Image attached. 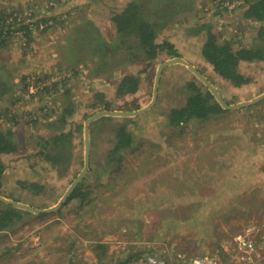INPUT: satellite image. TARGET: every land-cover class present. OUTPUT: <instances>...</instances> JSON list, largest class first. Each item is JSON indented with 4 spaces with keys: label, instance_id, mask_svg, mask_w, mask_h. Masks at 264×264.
Segmentation results:
<instances>
[{
    "label": "rangeland",
    "instance_id": "obj_1",
    "mask_svg": "<svg viewBox=\"0 0 264 264\" xmlns=\"http://www.w3.org/2000/svg\"><path fill=\"white\" fill-rule=\"evenodd\" d=\"M128 1L0 0V9L8 13L16 9L31 31L26 36L17 30L23 22L11 23L9 18L11 35L0 44V77L12 87L0 97V128L10 129L19 143L15 153L2 156L1 197L37 209L53 207L83 169L86 119L99 111L145 108L152 101L157 67L164 61L188 62L228 104L264 93L263 62H241L239 70L250 82L234 87L201 56L206 40L201 27L234 49L256 45L264 20L248 19L244 12L257 0H179L176 13L156 37V43L170 42L176 57L161 53L151 62L130 65L115 60L104 71H96L101 60L91 49L79 44L81 54H71L72 34L85 24L92 39H114L111 16ZM40 19L46 24L36 30L34 23ZM45 74L52 81L68 80L55 93L32 97L36 78ZM125 76L139 78L137 91L119 96L118 85ZM190 82L203 85L185 66H168L162 71L151 109L136 117H101L92 122L89 167L79 182L89 196L65 203L46 216L27 212L0 230V264L74 263L75 245L83 243L81 239L83 256L74 264H88L96 261L90 259L98 255L92 244L102 236L115 244V259L122 258L124 246L134 256L131 259L144 253L166 260L177 253L208 254L220 264H244L236 252V239L244 236L255 242L257 235L263 240L256 264H264V100L206 120L193 119L183 127L172 126L168 115L184 106L191 94ZM69 104L72 114L65 126L49 129L48 122ZM47 105L50 120L41 111ZM35 117L37 122L31 123ZM121 126L133 140L119 166L110 164L108 154L112 129ZM59 132L71 133L70 156L68 162L54 166L39 154L33 139ZM1 205L5 204L0 209Z\"/></svg>",
    "mask_w": 264,
    "mask_h": 264
},
{
    "label": "trees",
    "instance_id": "obj_2",
    "mask_svg": "<svg viewBox=\"0 0 264 264\" xmlns=\"http://www.w3.org/2000/svg\"><path fill=\"white\" fill-rule=\"evenodd\" d=\"M176 4H179V0H130L120 11L114 12L111 16V22L115 29L114 39L110 41L102 38L92 39L88 33L89 25L84 23L85 26L74 30V34H72L71 54H81L78 48L79 44L83 45L86 49H91L101 60L100 64L96 66V71H104L105 67L115 60H122V65H130L140 61L151 62L161 53H165L169 57L179 56L170 42L163 41L156 43L158 32L164 28L165 21L176 13ZM16 13V9H11L10 13L0 9V44L4 43V38H6L8 33L11 35L10 30L13 26L11 23L17 24V22H23L21 18H18ZM244 17L259 22L263 21L264 0L250 2L244 12ZM9 18H12L13 21L7 24V19ZM50 20L56 22V19L53 17ZM41 23L46 24V21L40 19L34 23L36 30L40 27ZM201 28L206 33V40L201 48V56L212 67L213 72L234 87L249 83L250 78L241 74L239 66L241 62L264 63V27H260L257 32L256 45L250 48L238 47L237 49H234L229 42L220 43L217 36L209 29ZM17 30L24 31L26 36L31 35L29 25L24 22ZM196 32L198 33V31ZM92 36L97 35L93 34ZM46 76L47 74L41 78H36V93L32 97H37L40 94L55 93L59 85L65 84L68 80V78H62L52 81V78L48 79ZM138 79L136 76L123 77L118 85L117 94L119 96L134 94L137 91ZM188 87L191 94L187 96L184 106L179 109H173L168 115L170 125L183 127L193 119L206 120L210 116L227 113L205 86L202 85L205 89L204 91L201 90L202 87L192 82L188 84ZM10 89L12 87L11 85L9 86L8 81L0 77V97ZM104 108L109 109L107 103H105ZM41 111H43L44 118L48 117V120L52 118L51 115L49 116L51 111L48 105L41 107ZM71 114L72 104L64 105L61 114L48 122V128L61 130L66 124V118ZM36 122L37 117L31 121V123ZM112 132L113 141L111 152L108 154V161H110V164L111 162H117L120 166L123 159L122 154L131 148L133 137L123 126L113 128ZM33 140L40 147L39 154L52 165H63L65 162H68L71 143L70 132H59L47 139L36 136ZM18 148L19 143L12 131L0 128V188L5 171L2 156L15 153ZM119 166L117 167L118 170L120 169ZM81 183L72 191L66 204L74 199H87L89 196L88 190L83 191ZM0 195H3L1 190ZM16 201L18 202V200ZM1 206L0 230L11 227L15 222L20 220L22 215L28 214L26 211L18 210L8 205ZM259 262L260 260L257 261V263Z\"/></svg>",
    "mask_w": 264,
    "mask_h": 264
},
{
    "label": "water",
    "instance_id": "obj_3",
    "mask_svg": "<svg viewBox=\"0 0 264 264\" xmlns=\"http://www.w3.org/2000/svg\"><path fill=\"white\" fill-rule=\"evenodd\" d=\"M174 64H181L185 66L210 92V94L214 97V99L219 103V105L224 110H236L244 107H249L251 105H255L259 103L260 101L264 100V93L260 96L247 101L243 103H237V104H228L224 101V99L219 95V93L216 91V89L213 87V85L210 83V81L202 74L200 73L195 67L190 65L188 62L184 61L181 58H172L170 60L164 61L160 63L157 67L156 74H155V80H154V87H153V97L152 101L149 105H147L145 108H142L137 111H99L96 112L94 115L86 119L84 123V166L80 174L72 181L69 188L66 190L64 195L61 197V199L51 208L48 209H37L32 206H29L27 204H23L20 202L12 201L5 199L0 196V203H3L5 205L11 206L13 208L23 210L32 214L36 215H43V214H49L52 212L58 211L67 201L69 196L71 195L72 191L75 189V187L79 184V182L82 180V178L85 176V174L88 171L89 167V152H90V143H89V126L92 122L96 121L97 119L101 117H136L138 115H141L151 109V107L155 104L158 94V88L160 83V78L162 71L171 65Z\"/></svg>",
    "mask_w": 264,
    "mask_h": 264
},
{
    "label": "built area",
    "instance_id": "obj_4",
    "mask_svg": "<svg viewBox=\"0 0 264 264\" xmlns=\"http://www.w3.org/2000/svg\"><path fill=\"white\" fill-rule=\"evenodd\" d=\"M237 255L244 264H256L257 254L255 242L249 238L239 237L235 242ZM126 264H220L218 260L211 257V255H201L197 257H187L177 253L173 259H163L155 257L149 253L138 255L131 259Z\"/></svg>",
    "mask_w": 264,
    "mask_h": 264
},
{
    "label": "crops",
    "instance_id": "obj_5",
    "mask_svg": "<svg viewBox=\"0 0 264 264\" xmlns=\"http://www.w3.org/2000/svg\"><path fill=\"white\" fill-rule=\"evenodd\" d=\"M84 238V236H82ZM258 238L255 239V245H256V253L260 254L262 253V251H260V248L258 247L260 242H262L263 239H260L259 236L257 235ZM81 241L84 243V240L81 239ZM113 241H111L108 238H104V236H102V239H98L96 242H94L92 244V250L96 251L98 253L97 256H93L92 258H90L91 260H96L98 262V264H126L132 257L131 253L129 252V247H122L121 251H123L122 254V258L121 259H115V255H116V246L115 244L111 243ZM83 243L77 241L76 242V249L75 252H73V256H74V263H76L75 261L77 259H79V257L83 256V252H81V249L83 247ZM124 251H126L124 253ZM88 254V253H87ZM108 254L112 255V257L110 259L105 260L103 257H106ZM90 256V254H89ZM78 257V258H77ZM96 261H91L90 263L88 262V264H97ZM63 264H66V260L63 261ZM67 263L69 264H74L72 261L69 262L67 261Z\"/></svg>",
    "mask_w": 264,
    "mask_h": 264
}]
</instances>
